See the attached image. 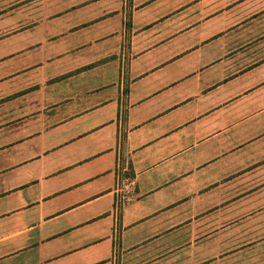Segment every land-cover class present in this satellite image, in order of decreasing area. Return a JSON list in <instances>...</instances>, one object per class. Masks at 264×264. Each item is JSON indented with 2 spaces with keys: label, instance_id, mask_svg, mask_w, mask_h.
<instances>
[{
  "label": "crops",
  "instance_id": "0c3cea01",
  "mask_svg": "<svg viewBox=\"0 0 264 264\" xmlns=\"http://www.w3.org/2000/svg\"><path fill=\"white\" fill-rule=\"evenodd\" d=\"M0 22V264L262 260L264 0H0Z\"/></svg>",
  "mask_w": 264,
  "mask_h": 264
},
{
  "label": "rangeland",
  "instance_id": "374dc122",
  "mask_svg": "<svg viewBox=\"0 0 264 264\" xmlns=\"http://www.w3.org/2000/svg\"><path fill=\"white\" fill-rule=\"evenodd\" d=\"M16 5H17V4H14V7H15ZM14 7H13V8H14ZM16 22H17L16 20L13 21V22L10 21L11 24H12V23H16ZM21 23H22V22H20L19 24H21ZM0 24H3V23L0 22ZM2 30H3V29H1L0 31H2ZM262 254H263V258H262V260H257V261H255V264H259V263L264 264V251H263Z\"/></svg>",
  "mask_w": 264,
  "mask_h": 264
}]
</instances>
